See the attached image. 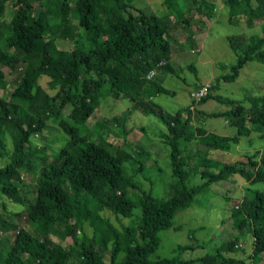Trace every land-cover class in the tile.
I'll use <instances>...</instances> for the list:
<instances>
[{
	"label": "trees",
	"instance_id": "trees-1",
	"mask_svg": "<svg viewBox=\"0 0 264 264\" xmlns=\"http://www.w3.org/2000/svg\"><path fill=\"white\" fill-rule=\"evenodd\" d=\"M45 1L43 5L39 0H0V23L7 3L15 10L0 36V72L5 67L13 74L8 98L0 96V159L7 160L0 166V264H264V149L244 151L230 163L212 156L231 153L241 139L251 144L252 136L264 144V95L250 97L247 104L242 100L231 104L214 93L216 84L209 85L198 106L208 100L229 106L222 113L205 114V118L223 117L235 129L232 136H223L206 131L199 119L192 126L187 104L166 113L164 105L152 98L159 94L174 98V94L145 80L160 62L165 64L159 71L177 77L170 64L172 53L178 49L186 53L188 43L195 47L198 40L194 41L191 26L202 36L206 33L207 23L217 15L213 0H161L163 12L158 15L123 0ZM181 1L188 4L186 9ZM223 5L230 26H236L239 17L248 28L264 19V0H223ZM172 24L186 30L178 47L170 34ZM66 40L72 42L69 50L62 47ZM227 42L235 63L216 83L235 82L246 63L264 65V29L259 37L230 36ZM188 69L197 79L192 63ZM3 84L0 73V88ZM136 110L154 116L164 128L159 137L169 148L174 179L169 198L143 191L125 170L130 162L138 166L136 173L144 171L142 161L149 158L146 124L134 125L144 133L142 140L124 138L118 146L107 140L118 138V129L125 137L130 134L133 127H126L133 123L126 114ZM115 112L119 114H111ZM105 113L112 118H101ZM194 113H199L197 108ZM50 124L66 143L48 161L44 147L35 144L30 150L28 145H33V134L40 135ZM192 143L195 147L183 151ZM35 162L41 167L34 172L35 196L30 200L21 174L35 170ZM233 175L244 181L240 188H246L233 202L225 240L200 257L183 259L184 252L210 244L196 243L193 230L189 232L193 244L178 246L176 256L151 259L160 246L159 232L178 231L175 216L190 207L196 195ZM196 177L199 183L190 186ZM131 190L136 195L129 196ZM4 200L25 207L30 227H16L21 212L8 213ZM104 211L130 222L117 228L102 216ZM9 231H14L10 238ZM244 235L251 236L252 247L242 259L236 251H241L239 237ZM50 237L69 238L71 244L64 248Z\"/></svg>",
	"mask_w": 264,
	"mask_h": 264
},
{
	"label": "rangeland",
	"instance_id": "rangeland-1",
	"mask_svg": "<svg viewBox=\"0 0 264 264\" xmlns=\"http://www.w3.org/2000/svg\"><path fill=\"white\" fill-rule=\"evenodd\" d=\"M35 1V0H31ZM41 4H46V1L39 0ZM124 2L137 7L145 12L158 15L163 12L161 0H123ZM190 1V0H188ZM192 1V0H191ZM182 7L186 9L188 4L184 1H181ZM215 4V16L214 21L207 23L206 36L202 37V34H198L196 26H191V31L194 32L196 37L194 41V48L191 43H188L187 52L183 50H176L172 53V58L170 64L173 66L175 75L166 74L164 76L160 75V72H157V78L155 80L156 84H159L165 88L168 92L174 94L172 96H167L164 94L155 95L154 93L150 94L152 97V102L155 104H163V109L166 113L171 114L172 112L178 110L181 107H185L188 100V90H191L201 84H216L217 88L214 91L216 95L223 96L228 98V102L231 104H236L243 101L244 104H247L250 97L264 95V65L250 62L240 71V74L235 82L233 83H216V78L228 73L229 67L235 63V58L229 50V45L227 38L230 36H245L246 38L250 37H259L262 35L264 29V19L257 20L252 27L245 26V19L239 17L237 19L238 24L236 26H230L227 23V13L224 9L223 0H213ZM187 6H186V5ZM13 10L10 7V3H7L6 13L0 23V31L2 34L5 33L9 27L10 20L12 19ZM170 34L172 36L174 46L178 47V43L184 42L186 39V30L181 24H172L170 28ZM0 39V45H1ZM185 45V44H184ZM62 47L69 50L72 47V42L66 40L62 42ZM191 50H194V55L191 57L189 53ZM196 50L199 52L195 53ZM184 52V53H183ZM189 53V55H188ZM193 64L197 70V79H194V76L188 71V65ZM3 76L4 84L0 88V96L3 98H8L11 81L13 79V74L10 73L8 68H1L0 72ZM41 86L46 89V81L41 83ZM213 93V92H212ZM247 101V102H246ZM104 101L101 102V104ZM104 104V103H103ZM229 107L228 105L220 104L212 100L206 101L203 105L197 107L199 113H193L191 115V120L193 121L192 126L198 123V119L201 121L200 126L208 132H214L223 136H232L235 132L233 127H230L228 122L225 121L223 117L217 118H205L207 113H222L226 111ZM66 112L69 111V108L65 109ZM113 111V109H111ZM97 112V111H96ZM123 113V110H122ZM119 114L117 112L111 113ZM109 113L101 114V118L109 119L111 116ZM130 118V122L133 125H128L126 130H129L131 127V132L126 137L122 134L120 129L118 131L121 135L118 138L114 136H109L108 142H111L114 146H118L121 143V139L126 138L127 141L134 142L136 139H144L145 135L140 131L139 128L134 127V125L146 124V139L145 145L149 154V158L143 160L144 171L136 173L137 165H129L130 162L125 164V170L129 176H132V179L137 185L145 192H150L154 197L159 198H169L172 196L173 190L172 185L174 179L171 177V170L169 168V148L162 142L159 135L163 132L164 128L159 123V121L152 115H144L141 112L132 111L126 114ZM226 122V123H225ZM115 124L111 127V130H114ZM114 128V129H113ZM144 136V137H143ZM91 140L96 139L93 134L88 135ZM95 141V140H94ZM33 145H28L30 150L33 149V146L44 147L46 153L49 156L48 161L55 157L60 149L65 145L66 138L61 135L56 127L50 124V127L43 131L36 140H31ZM6 152L10 153L12 146L11 140L7 138L6 140ZM193 143L189 144L187 147L183 148V151H187L195 147ZM84 147V144L81 145ZM231 153L221 154L213 153L212 156L216 157L218 160L219 157H222L219 161L223 163L234 162L237 159H240L244 151H251L253 148L263 150L264 144L261 141L257 140L252 136L251 144L247 139H241V143L237 146H233ZM235 157V158H233ZM6 158L0 159V166H3L6 163ZM41 163L35 162V170L31 173H23L22 181L24 183V189L27 190L26 195L28 199H33L35 196V183L37 181L35 171H39ZM197 177L192 179L189 182L190 186L196 185L199 183ZM245 186L244 181L238 176L233 175L227 181H220L218 183L212 184L207 191L198 194L194 198V202L187 209L179 212L174 218V226H178V231H173L168 229L166 231H160V246L158 250L151 256V259L159 258H171L177 255V248L180 245L193 244L189 238V232L195 231L193 234L196 243L199 245L206 244L210 241L208 246L202 248L194 249L193 251H186L181 255L183 259H194L202 256L211 249L213 245L220 244L227 234L230 233L231 219L230 211L235 200H238L244 193L245 188L242 190L240 187ZM130 193V194H129ZM128 193L129 196L136 195L135 191L131 190ZM224 198L230 199L226 202ZM231 198L233 201H231ZM5 201V200H4ZM7 204L8 213L12 212H21V221L17 223L16 227H25L29 226L25 219V207L20 205L11 204L5 201ZM14 207H13V206ZM18 207V208H15ZM137 208L133 210V214L137 213ZM2 212V202L0 201V213ZM102 216L109 218L110 221L117 227L120 228L121 225H127L130 222V219L122 218L120 216L116 217L109 211L102 212ZM30 227V226H29ZM86 233L89 234V230H86ZM14 234V231H9L6 233L7 237H11ZM51 240L61 246L68 247L71 244L69 238L64 241H60L54 237H50ZM241 242V251L237 250V255L240 254L242 259H245L249 254L252 247L251 236L244 235L239 237ZM241 252V253H240ZM243 255V256H242ZM260 258V257H259ZM259 258L257 260H259ZM107 259V258H105ZM260 261V260H259Z\"/></svg>",
	"mask_w": 264,
	"mask_h": 264
},
{
	"label": "clouds",
	"instance_id": "clouds-1",
	"mask_svg": "<svg viewBox=\"0 0 264 264\" xmlns=\"http://www.w3.org/2000/svg\"><path fill=\"white\" fill-rule=\"evenodd\" d=\"M5 13H6V11H5ZM203 36H206V33L203 35ZM202 36V37H203ZM197 52H199V50H196L195 51V53H197ZM191 55H193V56H195L194 55V50H191L190 52H189ZM164 62H160V63H158L156 66H154L152 69H150V71L145 75V80L146 81H155L156 80V78H157V72H160V75L161 76H164V75H166L165 73H163L162 71H159L158 70V68H160V67H162V66H164ZM169 75H171V74H169ZM210 84H201L200 86L198 85L197 87H195V88H193V89H191V90H188L189 92H188V100H189V102H187V105L190 107V105L192 104V101H191V99H190V93L191 92H193V91H197V90H199L201 87H203V86H207V88H208V86H209ZM148 90V89H147ZM146 90V91H147ZM146 93H151L150 91H147ZM206 93H207V91H206ZM206 95V94H205ZM204 95V96H205ZM204 96H202L201 97V99L204 97ZM175 97V96H174ZM153 99V98H152ZM201 99H200V101H201ZM200 101L194 106V110L193 111H191L192 113H194V111L196 110V108L198 107V104L200 103ZM66 108H69V111H70V107H68V106H66L65 107V109ZM64 109V112H65V114H67L68 112H66V110ZM113 115H115V114H113ZM110 118H112V117H109V119ZM56 129H57V127H56ZM58 130V129H57ZM45 131V130H44ZM58 132H59V130H58ZM60 133V132H59ZM61 134V133H60ZM62 135V134H61ZM33 136V140H36L38 137H39V134H33L32 135Z\"/></svg>",
	"mask_w": 264,
	"mask_h": 264
},
{
	"label": "built area",
	"instance_id": "built-area-1",
	"mask_svg": "<svg viewBox=\"0 0 264 264\" xmlns=\"http://www.w3.org/2000/svg\"><path fill=\"white\" fill-rule=\"evenodd\" d=\"M206 91L207 86H203L199 90L190 93V99L192 101V104L189 107L190 111L194 110V106L200 101L201 97L206 94Z\"/></svg>",
	"mask_w": 264,
	"mask_h": 264
},
{
	"label": "crops",
	"instance_id": "crops-1",
	"mask_svg": "<svg viewBox=\"0 0 264 264\" xmlns=\"http://www.w3.org/2000/svg\"><path fill=\"white\" fill-rule=\"evenodd\" d=\"M244 187V186H243Z\"/></svg>",
	"mask_w": 264,
	"mask_h": 264
}]
</instances>
